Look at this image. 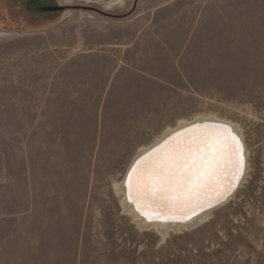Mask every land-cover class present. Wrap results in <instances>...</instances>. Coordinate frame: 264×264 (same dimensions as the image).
Masks as SVG:
<instances>
[{
	"label": "rangeland",
	"instance_id": "374dc122",
	"mask_svg": "<svg viewBox=\"0 0 264 264\" xmlns=\"http://www.w3.org/2000/svg\"><path fill=\"white\" fill-rule=\"evenodd\" d=\"M151 52L189 65L167 124L171 108L103 103L119 54ZM197 115L240 128L246 175L162 238L114 185L139 148ZM0 264H264V0H0Z\"/></svg>",
	"mask_w": 264,
	"mask_h": 264
},
{
	"label": "bare ground",
	"instance_id": "6f19581e",
	"mask_svg": "<svg viewBox=\"0 0 264 264\" xmlns=\"http://www.w3.org/2000/svg\"><path fill=\"white\" fill-rule=\"evenodd\" d=\"M232 137H235V141L231 148L217 143L225 138L231 140ZM194 140H205L203 149L196 155L197 163L191 169V180L196 185L194 189L171 199L145 197L138 180L141 171L158 159H163L177 146L182 149L192 146ZM212 145L218 150L214 151ZM246 154L242 133L236 124L214 115L181 119L176 126L165 129L152 144L139 148L126 176L114 188L117 193L123 194V212L133 214V220L140 229L154 228L164 238L169 229L190 227L228 203L244 181ZM138 161L142 163L138 165ZM134 169L137 171L134 172ZM200 172H204L205 177L197 181Z\"/></svg>",
	"mask_w": 264,
	"mask_h": 264
},
{
	"label": "crops",
	"instance_id": "0c3cea01",
	"mask_svg": "<svg viewBox=\"0 0 264 264\" xmlns=\"http://www.w3.org/2000/svg\"><path fill=\"white\" fill-rule=\"evenodd\" d=\"M116 61L118 63L108 66V94L104 97V106L108 105L110 97L117 94L119 100L123 98L126 100L128 107L131 102L137 103L144 114L158 113V110L171 108L170 115L162 114L163 122L167 124L169 118L174 120L176 89L178 92L183 91L181 88L185 82L187 88H190L189 65L185 66V60L183 59L181 66L180 60L174 54L151 52L133 58L119 54ZM160 130V126L146 129L155 132ZM31 179L29 170L30 183Z\"/></svg>",
	"mask_w": 264,
	"mask_h": 264
},
{
	"label": "snow or ice",
	"instance_id": "6c2138e0",
	"mask_svg": "<svg viewBox=\"0 0 264 264\" xmlns=\"http://www.w3.org/2000/svg\"><path fill=\"white\" fill-rule=\"evenodd\" d=\"M234 141L235 137H232L231 140L225 138L222 142L217 141V143L231 148ZM204 144L205 140H194L193 145L187 148L182 149L177 146L170 150L163 159H158L151 166L145 167L138 177L143 195L171 199L184 194V192H191L196 186L191 180V169L196 165V155L203 149ZM212 147L214 151L218 150L215 145ZM201 159L203 158L201 157ZM137 163L139 165L142 162L138 161ZM133 171L136 172L137 169ZM204 177L205 173L200 172L197 181Z\"/></svg>",
	"mask_w": 264,
	"mask_h": 264
},
{
	"label": "water",
	"instance_id": "95a60500",
	"mask_svg": "<svg viewBox=\"0 0 264 264\" xmlns=\"http://www.w3.org/2000/svg\"><path fill=\"white\" fill-rule=\"evenodd\" d=\"M64 8H68V9H84V10H93L96 11L104 16H114L113 14L106 12L100 8H96V7H92V6H84V5H67V6H57V5H53V6H42V7H37L36 9L39 11H57V10H61Z\"/></svg>",
	"mask_w": 264,
	"mask_h": 264
},
{
	"label": "flooded vegetation",
	"instance_id": "af4514ba",
	"mask_svg": "<svg viewBox=\"0 0 264 264\" xmlns=\"http://www.w3.org/2000/svg\"><path fill=\"white\" fill-rule=\"evenodd\" d=\"M27 1L28 0H23V3H24V5H27ZM37 5V4H36ZM36 5H34L33 7H35V8H37V7H42V6H53V5H39V6H36ZM37 10V9H36ZM49 12V11H48Z\"/></svg>",
	"mask_w": 264,
	"mask_h": 264
},
{
	"label": "trees",
	"instance_id": "16d2710c",
	"mask_svg": "<svg viewBox=\"0 0 264 264\" xmlns=\"http://www.w3.org/2000/svg\"><path fill=\"white\" fill-rule=\"evenodd\" d=\"M35 4V3H34Z\"/></svg>",
	"mask_w": 264,
	"mask_h": 264
}]
</instances>
